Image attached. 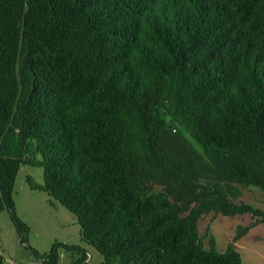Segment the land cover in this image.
I'll return each mask as SVG.
<instances>
[{
    "label": "trees",
    "instance_id": "trees-1",
    "mask_svg": "<svg viewBox=\"0 0 264 264\" xmlns=\"http://www.w3.org/2000/svg\"><path fill=\"white\" fill-rule=\"evenodd\" d=\"M21 166L100 264H242L233 244L264 223L237 203L264 194V0H0V212L41 264H89L29 246ZM209 214L252 221L218 253Z\"/></svg>",
    "mask_w": 264,
    "mask_h": 264
},
{
    "label": "rangeland",
    "instance_id": "rangeland-1",
    "mask_svg": "<svg viewBox=\"0 0 264 264\" xmlns=\"http://www.w3.org/2000/svg\"><path fill=\"white\" fill-rule=\"evenodd\" d=\"M178 127L183 130L182 125ZM42 185V169L21 166L15 177L12 199L17 217L29 227L28 244L39 254L49 252L54 242L80 246L91 256L89 264H100L102 256L80 238V227L76 218L58 202L41 191L30 190L26 178ZM155 191H159L156 188ZM254 208H264V194L257 189H242V197L237 201ZM252 218L249 215L234 217L203 216L197 223V231L202 245L208 249V236L215 241V250L223 253L232 243L239 226H246ZM242 264H264V223L251 229L233 244ZM58 264H74L79 257L76 253L58 250ZM0 260L3 264H41L26 250L16 235L14 226L4 209L0 212Z\"/></svg>",
    "mask_w": 264,
    "mask_h": 264
},
{
    "label": "built area",
    "instance_id": "built-area-1",
    "mask_svg": "<svg viewBox=\"0 0 264 264\" xmlns=\"http://www.w3.org/2000/svg\"><path fill=\"white\" fill-rule=\"evenodd\" d=\"M86 255H87V260H89L90 259V256L88 254H86Z\"/></svg>",
    "mask_w": 264,
    "mask_h": 264
},
{
    "label": "crops",
    "instance_id": "crops-1",
    "mask_svg": "<svg viewBox=\"0 0 264 264\" xmlns=\"http://www.w3.org/2000/svg\"><path fill=\"white\" fill-rule=\"evenodd\" d=\"M63 244V243H62ZM87 253V252H86ZM90 256V255H89ZM90 258H91V256H90ZM87 263H89V260H87Z\"/></svg>",
    "mask_w": 264,
    "mask_h": 264
}]
</instances>
